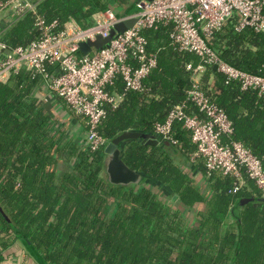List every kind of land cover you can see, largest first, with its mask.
Masks as SVG:
<instances>
[{
  "label": "trees",
  "instance_id": "obj_1",
  "mask_svg": "<svg viewBox=\"0 0 264 264\" xmlns=\"http://www.w3.org/2000/svg\"><path fill=\"white\" fill-rule=\"evenodd\" d=\"M112 1L120 8L127 4L31 0L39 2L36 9L45 23L57 22L59 29L71 19L92 25L91 16L109 9ZM117 14L128 15L130 9ZM171 30L157 24L143 31L157 67L144 80L145 92H126L118 108L107 107L99 131L108 143L125 131L158 138L155 124L186 101L194 84L187 65L196 67L201 59L175 47ZM39 39L31 13L0 36L11 50ZM209 45L233 68L264 76V33L238 32L228 23ZM41 83L39 75L24 69L0 84V264L16 243L35 264H264V197L249 179L234 194L231 177L209 176L203 159H192L196 146L181 122L171 133L176 145L127 144L125 163L145 176L137 187L115 186L104 170V149L64 143L61 125L56 136L49 134L51 116L34 97ZM199 86L232 122L233 140L264 164V98L227 83L214 67H206ZM117 91H124L122 81ZM61 163L72 168L60 172Z\"/></svg>",
  "mask_w": 264,
  "mask_h": 264
},
{
  "label": "built area",
  "instance_id": "obj_2",
  "mask_svg": "<svg viewBox=\"0 0 264 264\" xmlns=\"http://www.w3.org/2000/svg\"><path fill=\"white\" fill-rule=\"evenodd\" d=\"M39 2L0 0V36L6 27L26 13L35 18L41 39L26 47L9 49L0 40V84L27 69L47 82L50 93L61 99L71 113L86 125L83 145L91 151L105 149L107 139L99 129L107 116V107L116 109L126 92H145L144 80L157 67V57L148 51L143 31L157 24L171 25L170 38L180 51L194 53L201 59L192 72V88L187 99L175 107L164 123L155 124V134L162 142L172 140L175 122L190 132L196 146L192 159L202 158L207 173L220 172L234 180L236 194L251 180L264 197V164L240 142L233 140V125L226 113L201 91L199 80L206 67H217L228 82H237L243 91H256L264 98V76L233 68L209 45L213 36L228 23L240 32L246 28L264 33V0H152L141 1L137 11L118 16L109 8L93 16V24L80 26L75 20L59 29L57 22L47 25L37 12ZM134 20V25L117 33L109 45L83 55L80 45L98 37L108 38L115 27ZM9 51V53H6ZM122 81L124 91H117ZM195 107L196 110H191Z\"/></svg>",
  "mask_w": 264,
  "mask_h": 264
},
{
  "label": "water",
  "instance_id": "obj_3",
  "mask_svg": "<svg viewBox=\"0 0 264 264\" xmlns=\"http://www.w3.org/2000/svg\"><path fill=\"white\" fill-rule=\"evenodd\" d=\"M141 1L152 0H136V4ZM134 23L135 21L130 19L118 24L115 29L111 31L108 38L98 37L93 42L81 44L80 52L83 55L92 56L95 51L102 50L104 47L108 46L117 33H123L131 28ZM6 53H9V51H6ZM214 70H217V67H214ZM133 141L154 147L162 145L163 148H167L171 146L169 142H162L152 135L139 131H125L118 135L109 142L104 149L106 155L104 160V170L110 184L123 187H137L142 183L145 174L130 168L124 161L126 145ZM173 153H177V148H173ZM176 199L177 197L175 196L174 201Z\"/></svg>",
  "mask_w": 264,
  "mask_h": 264
},
{
  "label": "crops",
  "instance_id": "obj_4",
  "mask_svg": "<svg viewBox=\"0 0 264 264\" xmlns=\"http://www.w3.org/2000/svg\"><path fill=\"white\" fill-rule=\"evenodd\" d=\"M126 3L127 4H125V6H122L120 8L118 3L112 1V6H110V8L113 9L116 12V14L122 13L123 10H127L128 8L130 9V14L137 11L136 0H127ZM95 14L97 13H94L91 16L90 21L93 20V16ZM118 16L122 17L127 15L121 14ZM40 78L42 79V77ZM34 97L35 99H37L38 105L42 106V108L51 116L48 122L49 134L52 136H56V133L59 130V128L63 126V130H65L63 142L67 143L69 141H73L74 143H77L80 146L82 145L84 148L83 138L86 133L85 123L81 119L77 121L73 118V115L71 114L66 104L56 95L50 93L47 82L44 81L43 79H42V83L36 89L34 93ZM66 166H67L66 163L59 164L58 165L59 171L60 172L64 171L69 165L67 167ZM69 167L72 168L71 165ZM227 221L229 225L234 223L233 218L231 216L228 217ZM8 253H10L11 256H9V258L6 259L4 264H35V262L27 254L25 247L20 243H16L15 245H12Z\"/></svg>",
  "mask_w": 264,
  "mask_h": 264
},
{
  "label": "rangeland",
  "instance_id": "obj_5",
  "mask_svg": "<svg viewBox=\"0 0 264 264\" xmlns=\"http://www.w3.org/2000/svg\"><path fill=\"white\" fill-rule=\"evenodd\" d=\"M77 138V137H76ZM76 140H78V139H76ZM174 200V199H173ZM24 255H26V254H24Z\"/></svg>",
  "mask_w": 264,
  "mask_h": 264
}]
</instances>
